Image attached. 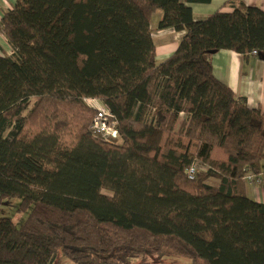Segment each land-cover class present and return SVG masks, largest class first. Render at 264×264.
<instances>
[{
    "label": "trees",
    "instance_id": "trees-1",
    "mask_svg": "<svg viewBox=\"0 0 264 264\" xmlns=\"http://www.w3.org/2000/svg\"><path fill=\"white\" fill-rule=\"evenodd\" d=\"M210 0H16L0 28V200L20 199L16 226L0 217V264H132L161 254L189 264H264V111L212 73L228 49L264 57V10L193 17ZM158 29L183 31L156 61ZM110 110L118 140L94 133ZM196 164L192 178L187 169ZM210 180H214L210 183Z\"/></svg>",
    "mask_w": 264,
    "mask_h": 264
},
{
    "label": "crops",
    "instance_id": "crops-1",
    "mask_svg": "<svg viewBox=\"0 0 264 264\" xmlns=\"http://www.w3.org/2000/svg\"><path fill=\"white\" fill-rule=\"evenodd\" d=\"M246 5L258 6L264 10V0H242ZM16 0H0V17L3 12L11 9ZM228 0H210L208 3H192V13L195 19L203 18L217 10L231 11ZM150 26L153 29V39L156 45V61L169 56L177 47L183 31L173 29H158L157 22ZM12 47L8 44L0 28V54L9 55ZM162 61V60H161ZM212 73L216 79L225 83L236 96H244L249 106H259L264 111V57L258 53L244 56L228 49H220L211 55ZM264 169V163H263ZM264 171V170H263ZM262 176V174H261ZM247 195L255 201L264 203V180L259 184L246 182Z\"/></svg>",
    "mask_w": 264,
    "mask_h": 264
},
{
    "label": "rangeland",
    "instance_id": "rangeland-1",
    "mask_svg": "<svg viewBox=\"0 0 264 264\" xmlns=\"http://www.w3.org/2000/svg\"><path fill=\"white\" fill-rule=\"evenodd\" d=\"M161 16V11L157 10L152 17V23L157 22V18ZM163 59H157V62H160ZM85 104H93V100L85 99ZM90 107V106H89ZM210 183H213L214 180H210ZM20 199L18 197H8L0 200V217L10 218L16 226H19L27 212L18 211ZM161 254H144L136 255L132 258V264H189L190 259L180 255H173L169 251L162 249ZM53 264H75L66 257H64L60 252L57 253L56 258Z\"/></svg>",
    "mask_w": 264,
    "mask_h": 264
},
{
    "label": "built area",
    "instance_id": "built-area-1",
    "mask_svg": "<svg viewBox=\"0 0 264 264\" xmlns=\"http://www.w3.org/2000/svg\"><path fill=\"white\" fill-rule=\"evenodd\" d=\"M252 53H257L256 51H252ZM93 100V104H89V106L94 109V117L91 122L90 128L91 130L102 137L103 140L108 142H116L118 140V130L116 127V122L113 119V116L109 110V108L97 98H85ZM196 170V164L192 163L188 169L187 174L189 178L193 177V174ZM244 180L248 184H259L262 182L261 175H257L252 171H247L244 174Z\"/></svg>",
    "mask_w": 264,
    "mask_h": 264
}]
</instances>
